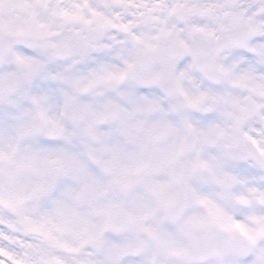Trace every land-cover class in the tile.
Listing matches in <instances>:
<instances>
[{
	"label": "snow or ice",
	"instance_id": "1",
	"mask_svg": "<svg viewBox=\"0 0 264 264\" xmlns=\"http://www.w3.org/2000/svg\"><path fill=\"white\" fill-rule=\"evenodd\" d=\"M0 264H264V0H0Z\"/></svg>",
	"mask_w": 264,
	"mask_h": 264
}]
</instances>
